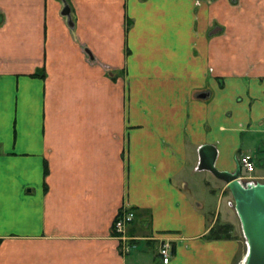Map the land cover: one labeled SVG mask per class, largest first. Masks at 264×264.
Masks as SVG:
<instances>
[{
  "label": "crops",
  "instance_id": "crops-1",
  "mask_svg": "<svg viewBox=\"0 0 264 264\" xmlns=\"http://www.w3.org/2000/svg\"><path fill=\"white\" fill-rule=\"evenodd\" d=\"M64 1L0 0V264H238L198 148L264 181V0Z\"/></svg>",
  "mask_w": 264,
  "mask_h": 264
},
{
  "label": "water",
  "instance_id": "water-1",
  "mask_svg": "<svg viewBox=\"0 0 264 264\" xmlns=\"http://www.w3.org/2000/svg\"><path fill=\"white\" fill-rule=\"evenodd\" d=\"M62 1L60 12L70 24L69 7ZM214 156L215 148L211 144L199 146L197 168L206 169L222 180L230 192L246 243L242 264H264V181L243 184L239 180L240 169L237 162L232 170H220L213 165Z\"/></svg>",
  "mask_w": 264,
  "mask_h": 264
},
{
  "label": "rangeland",
  "instance_id": "rangeland-1",
  "mask_svg": "<svg viewBox=\"0 0 264 264\" xmlns=\"http://www.w3.org/2000/svg\"><path fill=\"white\" fill-rule=\"evenodd\" d=\"M247 10H248V12H250V11L252 12L249 14V16H252L254 18H260L261 17V5L254 4L251 8H249ZM258 170H264V166L256 163L255 171H258ZM243 171L244 170L242 168H240L241 173L239 174V180L241 181V183L244 184L245 182H247L251 178H252V181H256V182L261 181L256 176H253V174L246 173ZM225 199H226V194H223L221 196V200H220L221 205L219 208V216L221 218L219 220H217L218 222H215L213 224V226L207 230V234L216 233V234H218V237L219 236H221V237L233 236V237L239 238L241 241V244L243 246V255L240 256V259L238 260L239 261L238 264H240L243 261V258L246 254V243H245L244 237H243L241 229H240L239 220H238L236 213L234 211V208H233V200L231 197H229V199L227 201H225ZM223 214H227V218L228 217L231 218V221H230L231 223H229V220L226 221V219L222 218ZM225 217H226V215H225ZM224 225H228V228L224 229ZM112 232H113L114 236L117 238L118 232H115L113 230H112ZM123 239H124V241H128L125 238H123ZM119 240H120V238H119ZM128 242H130V241H128ZM131 243L132 242H130V244Z\"/></svg>",
  "mask_w": 264,
  "mask_h": 264
},
{
  "label": "built area",
  "instance_id": "built-area-1",
  "mask_svg": "<svg viewBox=\"0 0 264 264\" xmlns=\"http://www.w3.org/2000/svg\"><path fill=\"white\" fill-rule=\"evenodd\" d=\"M237 163L240 168H242L246 173H251L253 170V160L249 153L243 152L237 158ZM247 182L255 183L256 181H252V178L249 179ZM133 210L128 207L121 206L119 207L112 218L111 221V229L115 232H118L117 238L119 240V249L123 252L129 250L132 246V243L128 241H124L123 237H121L123 233L124 226L129 223L133 218ZM169 242L167 240H162L158 246V255L161 263H166L169 259L170 252H169Z\"/></svg>",
  "mask_w": 264,
  "mask_h": 264
},
{
  "label": "trees",
  "instance_id": "trees-1",
  "mask_svg": "<svg viewBox=\"0 0 264 264\" xmlns=\"http://www.w3.org/2000/svg\"><path fill=\"white\" fill-rule=\"evenodd\" d=\"M227 229L228 228V225H224V229ZM207 236H211V237H218V234L216 233H210V234H207Z\"/></svg>",
  "mask_w": 264,
  "mask_h": 264
},
{
  "label": "bare ground",
  "instance_id": "bare-ground-1",
  "mask_svg": "<svg viewBox=\"0 0 264 264\" xmlns=\"http://www.w3.org/2000/svg\"><path fill=\"white\" fill-rule=\"evenodd\" d=\"M240 264H242V262Z\"/></svg>",
  "mask_w": 264,
  "mask_h": 264
}]
</instances>
